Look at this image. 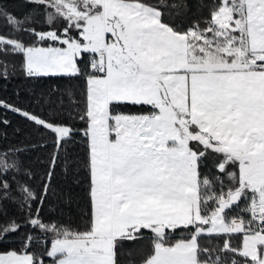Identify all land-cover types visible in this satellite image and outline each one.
<instances>
[{
	"label": "snow or ice",
	"instance_id": "obj_1",
	"mask_svg": "<svg viewBox=\"0 0 264 264\" xmlns=\"http://www.w3.org/2000/svg\"><path fill=\"white\" fill-rule=\"evenodd\" d=\"M0 264H264V0H0Z\"/></svg>",
	"mask_w": 264,
	"mask_h": 264
},
{
	"label": "trees",
	"instance_id": "obj_2",
	"mask_svg": "<svg viewBox=\"0 0 264 264\" xmlns=\"http://www.w3.org/2000/svg\"><path fill=\"white\" fill-rule=\"evenodd\" d=\"M6 2L8 3V4H11V3H13V0H6ZM50 83V82H49ZM45 86H47V85H45ZM15 87H24V85H17V84H12V85H9V87H8V93H11L12 92V90H13V88H15Z\"/></svg>",
	"mask_w": 264,
	"mask_h": 264
},
{
	"label": "crops",
	"instance_id": "obj_3",
	"mask_svg": "<svg viewBox=\"0 0 264 264\" xmlns=\"http://www.w3.org/2000/svg\"><path fill=\"white\" fill-rule=\"evenodd\" d=\"M99 2H101V3H102V2H103V0H99Z\"/></svg>",
	"mask_w": 264,
	"mask_h": 264
},
{
	"label": "rangeland",
	"instance_id": "obj_4",
	"mask_svg": "<svg viewBox=\"0 0 264 264\" xmlns=\"http://www.w3.org/2000/svg\"><path fill=\"white\" fill-rule=\"evenodd\" d=\"M98 2H99V0H98Z\"/></svg>",
	"mask_w": 264,
	"mask_h": 264
}]
</instances>
